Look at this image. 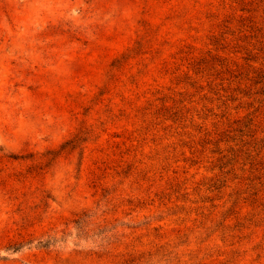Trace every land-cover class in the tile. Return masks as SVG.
Here are the masks:
<instances>
[{
	"label": "rangeland",
	"instance_id": "obj_1",
	"mask_svg": "<svg viewBox=\"0 0 264 264\" xmlns=\"http://www.w3.org/2000/svg\"><path fill=\"white\" fill-rule=\"evenodd\" d=\"M0 264H264V0H0Z\"/></svg>",
	"mask_w": 264,
	"mask_h": 264
}]
</instances>
